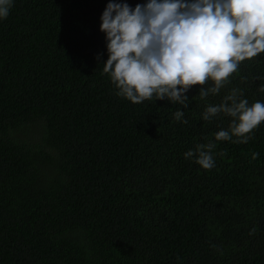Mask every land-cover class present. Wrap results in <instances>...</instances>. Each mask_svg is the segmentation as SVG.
I'll return each instance as SVG.
<instances>
[{
	"label": "trees",
	"instance_id": "obj_1",
	"mask_svg": "<svg viewBox=\"0 0 264 264\" xmlns=\"http://www.w3.org/2000/svg\"><path fill=\"white\" fill-rule=\"evenodd\" d=\"M108 2L12 0L0 19V264H264V122L240 143L203 118L232 89L264 102V52L216 95L133 104L103 72ZM210 141L211 169L185 158Z\"/></svg>",
	"mask_w": 264,
	"mask_h": 264
},
{
	"label": "clouds",
	"instance_id": "obj_2",
	"mask_svg": "<svg viewBox=\"0 0 264 264\" xmlns=\"http://www.w3.org/2000/svg\"><path fill=\"white\" fill-rule=\"evenodd\" d=\"M11 7L12 0H0V19L7 18ZM100 19L108 52L103 72L110 75L117 95L133 104L155 97L186 106L185 93L209 81L212 86L201 87L199 96L216 95L240 62L264 52V0H146L135 7L109 0ZM240 96L239 89H232L203 113L205 120L219 113L232 118L228 130L215 133L217 141L235 136L247 143L264 122V102L249 105ZM183 115L177 110L175 119ZM215 147L210 141L184 155H195L197 164L211 169ZM257 156L252 154L253 159ZM255 231L253 227L250 234Z\"/></svg>",
	"mask_w": 264,
	"mask_h": 264
}]
</instances>
